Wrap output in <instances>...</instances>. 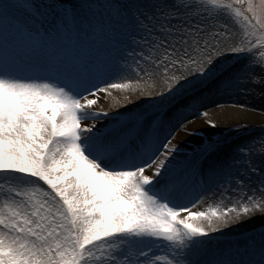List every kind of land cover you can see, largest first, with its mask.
Returning a JSON list of instances; mask_svg holds the SVG:
<instances>
[{"label":"snow or ice","instance_id":"1","mask_svg":"<svg viewBox=\"0 0 264 264\" xmlns=\"http://www.w3.org/2000/svg\"><path fill=\"white\" fill-rule=\"evenodd\" d=\"M134 66L160 91L98 110ZM244 88L264 97V0H0V264H264V225L220 239L264 216V166L174 143ZM217 192L236 199L188 211Z\"/></svg>","mask_w":264,"mask_h":264},{"label":"bare ground","instance_id":"2","mask_svg":"<svg viewBox=\"0 0 264 264\" xmlns=\"http://www.w3.org/2000/svg\"><path fill=\"white\" fill-rule=\"evenodd\" d=\"M114 27H119L115 24ZM235 31V29H233ZM115 82L126 85V87L112 89L107 88L102 91L99 97H91L96 99V104L98 110H108L115 111L120 108L126 107L129 104L138 102L142 98V93H158L164 85L162 78L157 79L156 76H145L142 80H138L135 72V66L132 69L124 72L122 76ZM252 86L249 85V88ZM249 88H244L240 91L239 95L233 98L230 104L225 105L226 108H232L236 100L247 101L248 104L243 108H236L234 110V115L236 119H229L224 116V110L219 109L215 112L210 111L204 120L213 119L216 120L218 126L221 128L202 129L204 134L202 138H207L212 134L217 136H222L226 138L227 144L231 146V149H226V151L232 150V154L240 159H248V167H255L256 171L249 174L250 179H255L258 177L260 167L264 166L261 163V159L258 155L252 153H259L264 151V149L259 148L257 145L252 144L253 141H260L264 138V109L261 108V104L264 103V97L260 96L259 89L255 90V93L249 91ZM101 89H105V85H101ZM247 97V98H246ZM239 121V123H237ZM248 123L253 128L252 132H248L247 129L236 128L232 130H226L231 124ZM202 126L200 120H194L192 123L188 124L186 127L191 130L194 128H199ZM227 126L226 128H224ZM251 131V130H250ZM216 136V137H217ZM201 139L199 136H192L185 132L183 128L178 130L176 140L174 143L181 147V152L184 153L185 150H191L193 146ZM249 145L252 149V153H249L248 148H243V145ZM236 145H240L242 148V153L236 151ZM225 196L230 197L235 200L236 197L231 193H225L221 195L217 192L215 195L209 194L206 198L201 200L195 207L190 208L188 211H202L209 215H216L223 210L225 204H227V199ZM215 209L216 212L213 213L212 210ZM180 215L184 216L185 219L197 220L200 218H192L189 216L188 212H181ZM262 225H264V216L260 214H254L253 217L245 218L244 222L237 225L233 222L231 230H225L224 235H229L231 239L240 235L241 233L252 232L258 230ZM223 241V240H222Z\"/></svg>","mask_w":264,"mask_h":264},{"label":"rangeland","instance_id":"3","mask_svg":"<svg viewBox=\"0 0 264 264\" xmlns=\"http://www.w3.org/2000/svg\"><path fill=\"white\" fill-rule=\"evenodd\" d=\"M253 3H255L257 6H259V0H253ZM256 37L259 38L260 33H255ZM247 98V97H246ZM181 130V129H180Z\"/></svg>","mask_w":264,"mask_h":264}]
</instances>
